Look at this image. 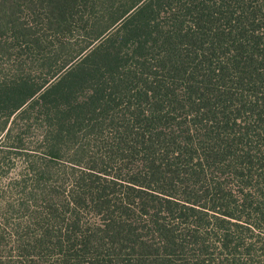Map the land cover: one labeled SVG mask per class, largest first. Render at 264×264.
<instances>
[{"label": "trees", "instance_id": "trees-1", "mask_svg": "<svg viewBox=\"0 0 264 264\" xmlns=\"http://www.w3.org/2000/svg\"><path fill=\"white\" fill-rule=\"evenodd\" d=\"M0 264H264V0H0Z\"/></svg>", "mask_w": 264, "mask_h": 264}]
</instances>
